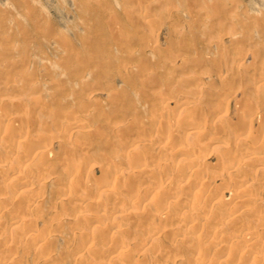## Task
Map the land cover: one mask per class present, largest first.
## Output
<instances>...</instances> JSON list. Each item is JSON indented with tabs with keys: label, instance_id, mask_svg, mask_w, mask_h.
Returning <instances> with one entry per match:
<instances>
[{
	"label": "rangeland",
	"instance_id": "1",
	"mask_svg": "<svg viewBox=\"0 0 264 264\" xmlns=\"http://www.w3.org/2000/svg\"><path fill=\"white\" fill-rule=\"evenodd\" d=\"M263 153L264 0H0V264H241L196 250L264 238Z\"/></svg>",
	"mask_w": 264,
	"mask_h": 264
},
{
	"label": "bare ground",
	"instance_id": "2",
	"mask_svg": "<svg viewBox=\"0 0 264 264\" xmlns=\"http://www.w3.org/2000/svg\"><path fill=\"white\" fill-rule=\"evenodd\" d=\"M223 65L222 66H225V65H227V63H229V61H228V59H225L223 62ZM221 70V69H220ZM231 89H234V87H231ZM225 92H226V90H225ZM222 103V102H221ZM186 104V103H185ZM212 112V111H211ZM213 113V112H212ZM211 117H212V114L210 115V116H208V119H207V121H209L210 119H211ZM248 117V116H247ZM245 119V118H244ZM166 121L165 120H163V121H160V122H158V123H160L161 125H166V123H165ZM246 123V122H245ZM167 124H168V121H167ZM239 125H241L240 123L238 124V126ZM245 125V124H244ZM137 126V125H136ZM167 127H168V125H166ZM195 126V125H194ZM243 127V129H244V126H242ZM262 127H263V125H262ZM195 128V127H194ZM196 128H198V127H196ZM168 129V128H167ZM138 130H141V129H138ZM169 130V129H168ZM168 131H159V130H156L155 131V133L153 134V138L155 139V140H159V141H162V140H164V139H167V138H169V136H168V134L169 133H167ZM143 132H141V134H142ZM21 136V137H20ZM17 137H19V139L20 138H27V132H20V133H18L17 134ZM166 141V140H165ZM125 147V146H124ZM259 146H256V147H254V148H258ZM159 149V148H158ZM148 150V149H147ZM151 150V149H150ZM177 151V150H176ZM175 151V155L176 156H179L180 155V151L181 150H178L177 152ZM184 152V151H183ZM148 153V152H147ZM252 153V152H251ZM153 154V153H152ZM253 154V153H252ZM264 154V153H263ZM174 155V154H173ZM248 156H251V154H248ZM258 161H259V166H262V165H264V156H259V158H258ZM257 161V162H258ZM189 163V162H188ZM232 164V163H231ZM237 165V164H236ZM67 166V171L68 172H74V171H76L77 169H79V168H81L82 166H84V164L81 162V161H79V160H71V161H69L68 162V164L66 165ZM232 166V165H231ZM239 166V165H238ZM236 167V166H235ZM234 167V165H233V167H231V168H229L230 170H232V169H234L235 168ZM239 170V169H238ZM71 174H73V173H71ZM182 175H184L188 180H190V182H191V184H193L194 183V185H195V192L194 193H196V195H197V197L198 198H200L201 200H203V201H207V200H214L215 199V196H213L214 194L209 190V187H207V180L205 179V178H203L202 177V175L201 174H199V173H197V172H195V171H185V172H182ZM209 182V181H208ZM161 183V181L159 180V178H156V182L154 183V184H152V185H154V187L156 188V187H158L159 186V184ZM248 182H247V180H242L241 181V183L240 184H242V186L241 187H245L246 186V184H247ZM189 184L190 183H186L185 185H186V188H188L189 187ZM190 184V185H191ZM191 186H193V185H191ZM226 187V186H225ZM149 189V188H148ZM151 189H152V187H151ZM137 192H140V190L138 191H136V193ZM157 192H156V190L155 189H152V190H147V189H144L143 191H142V193H140L141 195V197L140 196H138V197H140L141 199H139L140 201H144V200H147L148 198H151L152 196H153V194H156ZM164 193V192H163ZM175 194V193H174ZM132 196V195H131ZM135 196V195H134ZM137 196V195H136ZM238 201V200H237ZM256 201V200H255ZM239 205L241 206V207H238V209L236 210V212H238V211H240V209H243V208H245L243 211H247V212H252V211H249L248 209H246V207L248 206V205H251V204H254L253 202H252V200H251V198H249V197H242V198H239ZM192 207V206H191ZM253 209V208H252ZM119 210V209H118ZM193 210V209H192ZM197 210H202V209H199L198 207H197ZM203 211V210H202ZM254 212V211H253ZM117 213V212H116ZM235 213V212H234ZM256 213V212H255ZM233 215V214H232ZM259 215V217L260 218H262V219H264V215L262 214H258ZM130 216V215H129ZM228 216H230V215H228ZM187 217H188V214H187ZM227 217V216H226ZM232 217V216H231ZM233 217H234V215H233ZM132 218V217H131ZM135 218V217H134ZM185 219V218H184ZM213 219V218H212ZM227 219H228V217H227ZM202 220V219H201ZM219 220V219H218ZM237 220V217L235 218H233L231 221H236ZM203 221V220H202ZM202 221H196V222H193V221H189V222H187V223H189L188 225H189V227H191L192 228V231H195L196 232V230L197 231H205V230H207V232H214L218 227L215 225V224H212L211 223V221H209V222H202ZM264 221V220H263ZM230 222V221H229ZM11 223H12V226L14 225V226H16V225H18V223H20V220L19 219H17V218H15L13 221H11ZM220 224H221V222H219ZM216 224H218V223H216ZM219 224V225H220ZM233 224H235V223H233ZM244 226V225H243ZM252 230H253V228H252ZM240 231V230H239ZM213 232H212V234H213ZM36 233V232H35ZM146 233V232H145ZM252 233V232H251ZM250 233V228L249 227H245V228H243L242 230H241V235H240V241L237 243V245H236V247L235 248H232V247H230V248H227L226 246H224V245H222V244H220V243H218V242H216L214 245H213V247H212V249L210 248V247H207V246H203V247H198L197 248V250L194 248L193 250H194V252H195V250H196V252H197V254L200 256V258L199 259H202V261L205 259V257H207V255L211 252V251H213V250H215V251H218V255H220V256H224L225 257V262H230V263H241V264H247L248 263V261H249V259H251L250 258V256H251V252L249 251L251 248H252V246L256 243V244H258V243H261V242H264V238H260L259 236H257V235H253V233L251 234ZM42 234V233H41ZM147 234V233H146ZM256 234V233H255ZM213 236V235H212ZM238 237V236H237ZM34 240H36L38 243H42V242H44V237H42L40 234H35V235H33V237H32ZM223 238V237H222ZM225 239V238H224ZM222 240V239H221ZM225 240H227V238L225 239ZM223 241V240H222ZM264 244V243H263ZM251 245V246H250ZM248 246H249V248H248ZM111 247H113V246H111ZM254 247V246H253ZM110 249H112V248H110ZM113 251V250H112ZM252 251V250H251ZM113 253V252H112ZM222 254V255H221ZM219 256V257H220Z\"/></svg>",
	"mask_w": 264,
	"mask_h": 264
}]
</instances>
